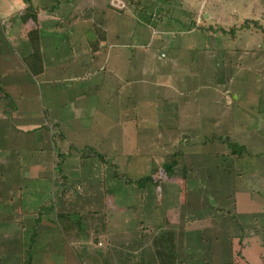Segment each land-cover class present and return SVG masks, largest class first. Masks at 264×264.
Returning <instances> with one entry per match:
<instances>
[{
    "label": "rangeland",
    "instance_id": "1",
    "mask_svg": "<svg viewBox=\"0 0 264 264\" xmlns=\"http://www.w3.org/2000/svg\"><path fill=\"white\" fill-rule=\"evenodd\" d=\"M114 5L124 12L120 15L135 20L146 33L154 36L158 32L163 36V43L157 46L167 56L168 65L163 67V90L153 85V104L145 109L136 105L137 124L120 126L119 139L109 142L113 146L109 145L108 151L103 150V161L90 150L101 153L100 148L88 145L87 150H81L84 160H87L82 178L84 175L87 182L75 180L69 183L67 196L74 199L71 200L74 205L76 198L78 200L81 196L80 203H83V206L72 205V211L83 209L81 207L95 209L94 205L91 206L92 199L98 192L103 194L110 238L106 237L105 243L99 247L105 245L108 250L122 248L124 264H140L150 253L147 247L157 250L161 243L165 264H257V260L264 261V252H249L251 247L245 250L247 239L263 238L264 227L259 220L263 219L261 222L264 224V218L258 217L260 212L254 211L253 206L245 205L249 202L247 199L241 200L240 193L245 197L250 193L243 189V178L237 177L239 168L235 165L232 150L226 148L227 144L236 145L244 138L239 139L231 131L229 134L221 133L220 127L212 124L216 130L213 139L200 144L201 138L193 132L200 126L195 116L206 113L201 111L197 114L199 109L193 107L195 100L205 104L208 100L223 102L226 108L235 106L237 101L240 103L238 106L245 107L253 119L258 111L262 112L264 0H123ZM142 21L147 22V26L140 24ZM154 47L152 44L150 49ZM144 50L148 48L141 45L136 48L137 53ZM152 52L157 54L154 50ZM257 59H262V63L257 65ZM141 68L146 74L149 69L151 74L158 71V68L146 65ZM176 74L183 76L184 85L187 78L191 83L194 75L200 79L194 98L184 94L185 105L182 99L171 95L172 89L178 87L173 82ZM140 83L144 85L143 77H140ZM246 103L255 105L254 111ZM182 104L184 121L179 110ZM240 107L237 109L241 111ZM46 113V116L50 115L47 110ZM239 113L232 114L231 118L241 122ZM159 115L163 122L156 124ZM142 118L145 124L138 123ZM128 128L132 133L129 131L128 134ZM57 145L58 140L51 149L52 155L57 156L51 157L50 165L59 162V151L66 149L65 143L60 145L62 148ZM11 157L15 163L19 161L18 157ZM173 163L172 173L165 174L163 166ZM246 169L249 172L247 176H252L250 164H246ZM144 177L158 184L149 183L143 198L137 194L135 197L136 187L132 182ZM127 181L132 184L127 185ZM251 183L255 185L256 182ZM21 190L25 192L24 188ZM15 196H11L10 203L0 192V208L5 209L4 216L0 212V264H27L28 260L26 253H21L20 261H6L2 250V246L14 244L19 237L17 215L22 212L25 216L34 214H27L24 205L15 204ZM16 208L24 211L19 214ZM28 224L30 227V222ZM179 228L187 230L184 239L182 237L179 241L180 248L186 246L189 251L183 252L180 261L175 249ZM182 239L184 243H181ZM73 244L72 260L68 261L76 264L79 245ZM229 245L232 249L230 254ZM30 254L33 258L29 264L61 260V252L56 247ZM142 264L147 263L143 261Z\"/></svg>",
    "mask_w": 264,
    "mask_h": 264
},
{
    "label": "crops",
    "instance_id": "2",
    "mask_svg": "<svg viewBox=\"0 0 264 264\" xmlns=\"http://www.w3.org/2000/svg\"><path fill=\"white\" fill-rule=\"evenodd\" d=\"M119 1L123 0H0V192L10 203L11 196L16 195L15 204L24 205L27 214L34 213L25 216L23 212L20 214L24 207L16 208L20 214L16 221L19 237L14 244L2 246L6 261H20L21 253H41L46 248L56 247L61 252V260L49 259L51 263L48 264H71L68 260H72L74 244L61 231L56 215L104 211L105 203L103 194L98 192L91 201L95 209H71L74 205L71 200L74 199L67 196L69 183L75 180L87 182L84 175L82 178L83 167H87L82 152L91 145L101 150V153H96L90 149L95 156L104 157L103 150L108 151V146L112 145L109 142L119 139L120 126L137 124L136 105L145 109L153 104V85L163 90V67L168 65L167 56L163 49L157 47L158 43H163V36L158 32L152 36L135 20L120 15L124 12L114 5ZM143 21L140 24L147 26V22ZM97 29L103 32L101 39ZM34 33L39 40L43 61V73L38 76H33L24 63ZM152 44L155 49H150ZM140 45L148 50L138 54L136 48ZM260 63L262 59H257V65ZM145 65L158 68V71L151 74L149 69L146 74L141 68ZM261 69H264V63ZM140 77H143L144 85H141L142 82L138 84ZM174 77L173 82L178 87L172 89L171 95L182 99V102L187 94L194 98L200 79L194 75V80L189 83L190 78H187L188 82L184 85L182 75ZM192 84L194 88H190ZM140 89L144 91L140 92ZM234 98L236 100V96ZM208 102L206 105L195 100L193 107L199 109L197 114L201 111L206 113L195 116L200 126L193 132L201 138L200 144L213 139L216 130L212 124H217L221 133L229 134L231 131L239 139L244 138L236 145L250 157L246 162L251 165L252 176H247L246 164L237 170V177L243 178V189L250 193L247 197L243 193L239 196L241 200L249 201L244 203L246 206L251 205L254 211L260 212L259 218H264V118H261L264 107L253 119L244 110L245 107L238 106L240 103L237 101L235 106L228 108L223 102ZM183 104L179 109L182 121L185 114ZM247 107L254 111L255 105ZM46 110L50 115L46 116ZM237 113L241 122L231 118ZM143 118L138 123L145 124ZM156 120V124H161L163 117L159 115ZM223 124L225 126L222 127ZM231 125L235 127H229ZM129 131L132 133L128 128V134ZM57 140V147L62 148L60 145L65 143L66 149L59 151L60 161L50 165L51 157L57 156L51 152ZM229 146L227 144L226 148L230 149ZM11 156L18 157L19 161L15 163ZM75 156L79 160L74 159ZM251 181H255V185ZM61 196L64 198L61 199ZM81 199V196L78 200L76 198L74 207L83 206ZM0 209L4 216V207ZM107 220L108 215L104 240L110 238ZM261 221L263 219L259 222L264 227ZM186 231L179 228L176 233L175 249L179 261L183 252H189L186 246L181 249L179 245ZM262 237L247 239L245 250L251 247L249 252H264ZM183 239L181 243H184ZM252 240L253 243H250ZM148 247L150 253L140 264L143 261L165 264L163 244L157 250ZM191 248L194 251L193 246ZM107 251L112 254L109 256L112 260L116 259L114 255L121 258L123 253L122 248ZM228 251L229 254L232 251L230 245ZM118 262L115 260L114 263ZM46 263L44 260L40 264ZM76 264H80L78 258ZM257 264H264V261L257 260Z\"/></svg>",
    "mask_w": 264,
    "mask_h": 264
},
{
    "label": "trees",
    "instance_id": "3",
    "mask_svg": "<svg viewBox=\"0 0 264 264\" xmlns=\"http://www.w3.org/2000/svg\"><path fill=\"white\" fill-rule=\"evenodd\" d=\"M96 31L97 35L101 39L103 37V32L98 29ZM29 44L30 52L25 56L24 63L33 76H38L43 73V61L36 33H34ZM93 48L96 49L95 46ZM229 147L232 150L233 156H235L234 162L237 168L240 170L245 167V164H247L246 159L250 158L248 157L246 151L234 144H230ZM98 157L101 161H103V157ZM174 165V163L172 165H164L163 170L165 174H171L172 167ZM151 182L154 185L158 184V182H153L148 177L132 182L134 187H136L134 190L135 195L137 194V196L143 198L145 188ZM132 183L127 181V185ZM106 216L107 214L105 211L56 215L58 226L65 237H67L72 244L78 243L79 245L78 248H76V254L80 264H115V260H118V264H121L122 261L118 255H114L116 259L112 260L109 258L112 254L109 255L106 246L104 245L99 247V245H102V242H104L103 240L106 234ZM88 242L92 244H89ZM91 248L92 251L90 250ZM26 255L28 257L27 264H29L31 259L30 253L27 252Z\"/></svg>",
    "mask_w": 264,
    "mask_h": 264
}]
</instances>
